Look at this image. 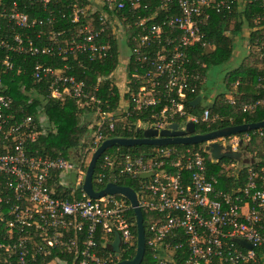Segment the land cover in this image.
I'll list each match as a JSON object with an SVG mask.
<instances>
[{
    "label": "built area",
    "instance_id": "built-area-1",
    "mask_svg": "<svg viewBox=\"0 0 264 264\" xmlns=\"http://www.w3.org/2000/svg\"><path fill=\"white\" fill-rule=\"evenodd\" d=\"M32 1L45 13L44 20H30L29 13L19 10L15 2L10 9L2 10L0 0V18L11 31L0 36V249L7 261L15 255L19 264H108L113 256L96 251L99 232L103 233L102 246L111 247L118 233L119 249L123 246L127 250L136 237V225L127 215L133 208L124 196L91 198L77 188L84 181L92 154L108 138L103 130H113L116 122L127 124L134 114L146 112L144 120L139 118L134 123L141 133L166 129L175 118L180 121L175 122L180 129L189 121L196 123L197 116L184 106L186 91H193L188 80L198 78L184 67L185 50L201 42L199 26L209 18L210 11L229 13L234 0H156L157 4L152 0H86L88 6L82 3L85 0H71L64 10L53 8L55 0ZM88 7L89 16L70 40L63 38V30L45 34L40 28L34 38L25 34L28 28L53 25L57 15L80 23ZM142 11L144 14H140ZM95 14L98 26L91 18ZM128 16L135 18L131 22ZM114 39L117 46L118 41L124 43V50L117 47V64L111 76L118 87V102L110 110L109 104L98 98V87L88 91L83 80L68 72L71 67L67 59L75 53H87L91 59L107 57ZM258 51L264 56V41ZM15 55L60 58L63 63L59 67L34 62L32 79L48 83V95H36L43 104L50 98L62 103L72 100L79 109L92 110L88 129L93 132L86 146L70 149L69 157L52 156L33 147L45 136L49 124L42 111L36 115L15 113L13 92L3 83L5 74L21 71L15 65ZM130 64L138 66L128 78ZM135 79L136 86L130 85ZM258 81L263 87L264 77ZM18 86L23 94H29L23 81ZM232 97L228 94L230 103H234ZM257 106H264V98L241 108L247 111ZM210 116L207 108L200 120L207 123L219 117ZM252 135L263 136L264 127L213 138L200 143L196 150L144 145L148 146L146 150L134 154L113 146V151L109 152L113 149L110 147L97 158L92 186L99 191L108 183L120 185L122 177L138 181V192L134 191L141 212L146 213L145 248L153 253L155 264H175L178 252L184 253L179 264H264V182L258 187V174L249 167L255 161L245 151ZM213 143L221 146V152L241 154L237 164L229 163L225 168L249 167L241 190L227 183L218 189L217 178L208 175L206 162L221 160L211 157ZM71 173L75 174L74 181ZM62 186L69 196L57 193ZM238 240L248 242L251 248ZM64 254L71 259L61 257ZM47 256L52 260H37Z\"/></svg>",
    "mask_w": 264,
    "mask_h": 264
},
{
    "label": "trees",
    "instance_id": "trees-1",
    "mask_svg": "<svg viewBox=\"0 0 264 264\" xmlns=\"http://www.w3.org/2000/svg\"><path fill=\"white\" fill-rule=\"evenodd\" d=\"M154 4L156 0H152ZM17 4L19 10H24L29 13V19L36 17L38 19L45 18V13L39 8V4L32 0H3V8L10 9L12 3ZM72 3L71 0H55L52 2L54 9L64 10V8ZM84 6H88L89 3L85 0L82 1ZM90 8L85 10V13L80 16V23H70L65 19H59L57 15L56 21L51 26L28 28L25 34L34 38L35 32L38 29H43L46 33L51 30H63V38L70 40L75 35L77 28L81 23L86 21L89 16ZM140 14H144L142 11ZM178 12L175 13V15ZM92 15L93 23L98 26V17ZM134 16H128L127 20L133 21ZM0 36L10 35L11 31L7 27L4 18H0ZM202 33L201 42L195 43L194 45L187 47L185 52L187 59L184 62V67L187 71L193 75H198L197 79H189L190 87L193 91H186V97L184 101L185 109L188 113L197 116V122L194 123V132L206 133L223 127L231 125H239L243 123L259 122L264 120V106H257L253 110L243 111L242 104L255 101L259 98H264V86H258L259 77H264V56H261L258 47L260 42L264 41V0H234L232 9L229 13L217 14L213 10L210 11L209 18L199 26ZM247 29L248 38L246 47V54L242 59L238 67L228 71L222 78L223 84L221 91L217 93L212 100L205 102L201 105L200 101L198 104L193 106L191 103L196 97H201L203 86L206 83L209 69L214 66H222L230 60L235 40L244 37V31ZM45 40V39H44ZM103 39L101 38L100 41ZM36 42H38L35 39ZM116 39L113 40V47L110 51V55L104 58H93L91 59L87 53H75L70 55L67 59V63L70 64V70L77 79H81L85 83V89L92 91L94 87H98L97 96L104 103L109 104L110 110H114L118 102V87L114 84V79L111 74L116 67L118 58ZM3 56V52H0V58ZM15 65L21 68L20 73H7L4 75L3 83L8 85L10 91L13 92L14 98V110L15 113H22L25 115H36L37 111H42L48 122H54L57 127L56 133H48L45 136L40 137L38 142L33 146L38 148L45 153L52 156L62 155L69 157L70 149H81L88 141L91 140L90 134L93 130L88 129V125L93 120V113L90 109H79L72 100H67L62 103L60 100L50 98L44 104L41 102L38 92H41L42 97L48 95V83L43 82L35 83L31 76L32 66L35 61L43 62L44 64L51 65L53 67H59L63 63L60 58L52 56H14ZM138 66L137 64H130L128 67V78L131 77L133 67ZM23 81L26 86V92L29 94H23L19 91L18 82ZM137 80H133L130 83L132 86H136ZM34 91H31L32 89ZM36 90V93H35ZM31 91V92H30ZM227 94H232L234 103H230L228 100H224ZM205 100L207 99L204 95ZM223 99V100H222ZM201 105V107L199 106ZM211 105V107H209ZM209 109L211 116L219 115L213 122H203L200 117L203 115L205 109ZM157 109V108H154ZM109 110V111H110ZM113 117H116L115 113H111ZM147 112L141 115L134 114L126 122L119 121L114 125L113 130L104 129L103 134L105 138L110 137H124L134 138L141 137V131L135 128V122L137 119H145ZM210 116V117H211ZM175 122H180L179 119L175 118ZM199 144L195 145H174L178 149L191 148L192 150L199 149ZM146 150L148 146H132V147H119L121 152L129 153H140V151ZM109 150V152L113 151ZM247 155L255 162L249 167H252L258 174L256 181L258 187L262 186L264 182V135H252L250 141L245 147ZM208 158V156L206 155ZM228 159V163L220 164V161H207L208 175H212L217 178V188H223L226 183L229 187L236 190H241L247 179L249 167L241 165L240 167L225 168L224 165L229 163L237 164L236 159ZM120 185L128 186L138 192V181L129 178L122 177L118 180ZM57 193L62 196H69L68 191L57 188ZM79 194V193H77ZM145 220L146 225V213L141 212ZM128 217L131 221L135 220L133 209H129ZM133 233L136 236V230L133 229ZM102 232H99L97 236V254L107 256L111 254L113 260L108 264H115L117 261L124 259H131L136 252V237L134 238L133 244L129 249H123V246L118 250V256L115 257V250H112L110 245L102 246L103 239L101 236ZM0 241H2L0 233ZM184 253H175L176 263L179 264L180 257ZM61 257L71 259V256L64 254ZM17 257L13 255L11 258L6 260V255L3 249H0V264H19L16 262ZM38 261H51L52 258L47 256L46 258H38ZM157 260L153 258V253L146 246L143 259L140 264H155ZM256 264V263H250Z\"/></svg>",
    "mask_w": 264,
    "mask_h": 264
},
{
    "label": "water",
    "instance_id": "water-1",
    "mask_svg": "<svg viewBox=\"0 0 264 264\" xmlns=\"http://www.w3.org/2000/svg\"><path fill=\"white\" fill-rule=\"evenodd\" d=\"M200 97H196L192 101V105L195 106L199 103ZM211 107V105H209ZM260 127H264V120L259 122H250L243 123L239 125H231L216 129L210 132L202 134H194V123L189 121L185 124L184 129H180L178 124L173 122L169 124L168 128L157 131L155 129H146L142 132V137L134 138H124V137H110L102 141L96 151L92 154L89 164L86 169L84 181L81 186H77L83 190V192L91 197L97 198L105 194H120L128 199L133 212L135 215V225H136V252L131 259H124L117 261L115 264H140L144 252H145V236H144V226H143V217L141 209L138 206L137 196L135 191L128 186H121L115 183H108L106 186L99 190L95 191L92 186L91 177L93 173V168L97 158L102 152L106 149L113 146H122V147H132L136 145H152V146H163V145H195L200 144L205 141L211 140L213 138L229 136L232 134L245 132L247 130H253ZM211 157L220 160L222 158H230L239 160L241 154L240 152H221V146L213 143L211 144L210 149ZM147 173L142 174L141 177H145ZM71 180L74 181L75 174L71 173ZM238 243L245 246L246 248H251V245L244 241L238 240ZM120 236L118 233H115V239L111 245V248L116 252L119 249Z\"/></svg>",
    "mask_w": 264,
    "mask_h": 264
},
{
    "label": "rangeland",
    "instance_id": "rangeland-1",
    "mask_svg": "<svg viewBox=\"0 0 264 264\" xmlns=\"http://www.w3.org/2000/svg\"><path fill=\"white\" fill-rule=\"evenodd\" d=\"M240 1L241 0H239V2ZM243 34H245L244 37L241 36L240 39L237 38L235 40L233 53H232L230 60L227 61V63H225L222 66H214V67L209 69L208 77H207L206 83L203 86V91L201 94V97H202L201 101H200L201 105H204V103L206 102L204 95L213 96L214 93L216 95L217 93L224 91L222 89V87H223V84L221 82L222 78L225 76V74L228 71L238 67L239 64L241 63L242 59L244 58V56L246 54V47H248V44H247L248 38H246L248 36L247 29L244 31ZM118 46H119L120 50H122V51L124 50V43L123 42L118 41ZM227 97H228V94L226 95V98H224V100H228ZM201 105H199V106L201 107ZM48 124H49V126L46 129L45 135H47L49 132L50 133H56L57 127L54 124V122H48ZM45 127H47L46 124H45ZM138 146H144V145H138ZM198 146L200 147V145H198ZM140 149H141L140 151L143 150V148H140ZM89 159L90 158H88V160ZM220 162H221L220 164H223L225 162L228 163V159L222 158ZM61 189L66 190V188L64 186H62Z\"/></svg>",
    "mask_w": 264,
    "mask_h": 264
},
{
    "label": "crops",
    "instance_id": "crops-1",
    "mask_svg": "<svg viewBox=\"0 0 264 264\" xmlns=\"http://www.w3.org/2000/svg\"><path fill=\"white\" fill-rule=\"evenodd\" d=\"M215 96V93H214V95L213 96H206L207 97V99H206V101H210V100H212V98Z\"/></svg>",
    "mask_w": 264,
    "mask_h": 264
},
{
    "label": "clouds",
    "instance_id": "clouds-1",
    "mask_svg": "<svg viewBox=\"0 0 264 264\" xmlns=\"http://www.w3.org/2000/svg\"><path fill=\"white\" fill-rule=\"evenodd\" d=\"M201 100V99H200Z\"/></svg>",
    "mask_w": 264,
    "mask_h": 264
}]
</instances>
